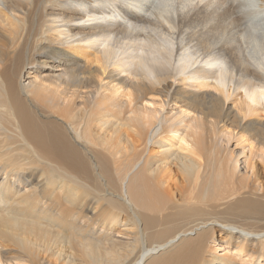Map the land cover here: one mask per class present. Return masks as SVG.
Listing matches in <instances>:
<instances>
[{
    "label": "bare ground",
    "instance_id": "obj_1",
    "mask_svg": "<svg viewBox=\"0 0 264 264\" xmlns=\"http://www.w3.org/2000/svg\"><path fill=\"white\" fill-rule=\"evenodd\" d=\"M0 264H264V0H0Z\"/></svg>",
    "mask_w": 264,
    "mask_h": 264
}]
</instances>
